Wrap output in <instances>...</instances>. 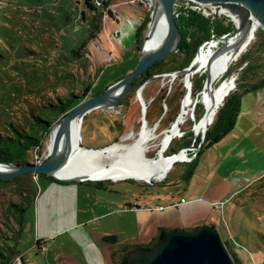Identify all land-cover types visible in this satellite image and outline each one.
<instances>
[{"label":"rangeland","instance_id":"obj_1","mask_svg":"<svg viewBox=\"0 0 264 264\" xmlns=\"http://www.w3.org/2000/svg\"><path fill=\"white\" fill-rule=\"evenodd\" d=\"M101 2L99 5L96 0H0V136H10L12 128L27 129L33 115L49 102L71 98V94L84 99L100 93L135 67L149 29L152 5L149 0ZM179 5L186 8L184 4ZM207 18L221 19L235 28L226 15ZM139 19L148 22L137 43L134 29ZM116 31L121 33L120 37L114 35ZM263 31L260 26L256 29L251 41L214 83V91L230 79L233 87L229 93L243 83L264 76V70L261 73L260 69L251 70L242 57L252 42H259ZM91 34L95 36L93 39ZM196 53L197 49L187 56L176 52L168 56L160 67L167 72L149 78L140 93L145 109L136 95V88L141 84L137 82L135 89L111 107L86 113L79 128L80 145L85 149H100L120 142L129 144L145 118L149 126L157 125L156 138L148 152V157H154L163 132L182 112L183 99L189 92L180 131L166 150V154H171L187 148L186 160L176 162L160 180L122 178L112 182L118 179L101 178L97 181L107 180L117 198L122 196L118 192L124 193L128 200L139 205L142 202L153 206L159 202L183 203L193 198L208 200L211 210L199 218L205 217L204 223L213 224L219 231L234 263L264 264V148L251 142L235 125L221 137L220 156L211 152L216 142L199 147L202 131L196 133L194 125L205 110L201 91L206 74L194 75L191 85H187L185 73H177L191 63ZM256 56L261 57L262 53ZM40 113L50 116L49 109H42ZM58 119L52 120L53 123ZM190 138V146L182 148ZM50 143L46 133L41 147L29 153L28 161H42ZM99 162L106 164L107 160L103 158ZM1 180L0 242H12L11 237L17 231L12 205L19 202L26 205L46 178L24 173ZM32 212V205L23 211V231L16 239V248L24 254L25 264H49L44 252L32 244ZM64 250L65 255L68 252L78 257V250L70 241Z\"/></svg>","mask_w":264,"mask_h":264},{"label":"crops","instance_id":"obj_2","mask_svg":"<svg viewBox=\"0 0 264 264\" xmlns=\"http://www.w3.org/2000/svg\"><path fill=\"white\" fill-rule=\"evenodd\" d=\"M139 20L138 26L143 21ZM114 35L120 37L121 33L116 31ZM235 126L251 142L264 148V87L242 95ZM220 140L211 151L218 156L221 155ZM38 175L46 180H41L40 188L28 204L32 205L33 211L32 244L38 250L40 246L44 247L40 251L44 252V259L49 264H116L118 252L134 244L150 243L161 227L200 225L205 217H199L211 210L208 200L196 198L183 203L159 202L153 206V203L142 202L139 205L128 200L124 193L118 192L122 196L117 198L107 180L62 181L50 175ZM116 181L122 180L112 182ZM96 222L100 223L92 226ZM23 223L22 212L18 233L23 231ZM68 241L76 246L78 257L68 252L64 254Z\"/></svg>","mask_w":264,"mask_h":264},{"label":"water","instance_id":"obj_3","mask_svg":"<svg viewBox=\"0 0 264 264\" xmlns=\"http://www.w3.org/2000/svg\"><path fill=\"white\" fill-rule=\"evenodd\" d=\"M208 4L214 8V17L219 15V8H225L237 17V25L230 32L215 36L212 34L208 40L202 42L197 48V53L203 44L209 40H224L230 36H235L243 32L245 35L251 33L249 41L254 37L252 26L254 21L264 30V0H194ZM160 14L165 19L169 35L160 42L154 49L145 51V42L150 38L154 31L153 10L150 15L149 29L141 48L138 61L135 67L109 84L103 91L95 95H90L82 99L75 107L55 121L49 130V138H52V148L48 150L47 156L38 163L17 164L13 162L0 161V169H7L8 174L1 172L0 179L7 180L14 178L19 174L32 173L50 175L62 181H83V179L99 180L101 178H61L55 172L61 165L62 155V133L67 121H73L77 118L81 121L84 115L92 110L104 109V104L113 99L118 101L133 89V84L137 78H140L150 66L156 61L175 52L180 44L182 34L176 22L174 7L176 3H185L186 0H157ZM248 44V43H247ZM224 43L221 44L223 46ZM247 46V45H246ZM244 46V48L246 47ZM242 48V49H244ZM241 49V50H242ZM196 53V55H197ZM195 58V57H194ZM191 63L177 71L185 73L193 65ZM149 79L144 80L137 88L136 95L139 97L143 87ZM185 80V76H184ZM189 83V82H188ZM115 102V103H116ZM143 109L146 103L142 101ZM208 128V126H207ZM206 129L202 130V143ZM81 139L79 141V144ZM80 148H83L79 145ZM108 146L100 149L87 148L86 150H105ZM187 150V148H184ZM111 179V178H107ZM134 179V178H133ZM116 264H235L231 252L219 231L211 224L203 223L188 228L161 227L153 240L147 244H134L127 249L118 252L115 255Z\"/></svg>","mask_w":264,"mask_h":264},{"label":"bare ground","instance_id":"obj_4","mask_svg":"<svg viewBox=\"0 0 264 264\" xmlns=\"http://www.w3.org/2000/svg\"><path fill=\"white\" fill-rule=\"evenodd\" d=\"M149 2L152 5V13L154 15V31L145 42L146 52L154 49L169 35L167 23L160 14L157 0H149ZM218 10L232 17L237 23L235 14L230 13L225 8H219ZM257 28L258 24L254 21L252 26L254 34ZM250 35L251 33L245 35L241 32L224 40H211L203 44L192 62L193 66L185 71L184 76L187 85L189 83L191 85V79L194 75L198 73L206 74L201 91V99L205 110L200 119L195 122L194 130L196 133H200L207 128L217 108L232 89L233 79L224 82L218 91H214L213 86L224 75L230 63L243 50L242 48L247 45ZM220 42L224 43V45L221 46ZM139 100L144 101L141 94H139ZM189 100L190 94L188 92L183 99L182 112L171 123L170 127L163 132L156 150L157 154L154 157H148V152L150 143L156 138L157 125L149 126L145 118L142 120L138 134L131 143H115L105 148V150L97 151L79 147L80 119L77 118L71 122L67 121L62 133L63 160L55 174L61 178H134L145 181L164 178L176 162L184 161L188 157V151L185 149H180L171 154H166V150L180 131ZM115 102L111 99L104 106L105 108L111 107ZM51 148L52 138L51 143L48 145V150ZM103 158L107 160L106 164L99 162ZM1 172L9 173L4 168L0 169Z\"/></svg>","mask_w":264,"mask_h":264},{"label":"trees","instance_id":"obj_5","mask_svg":"<svg viewBox=\"0 0 264 264\" xmlns=\"http://www.w3.org/2000/svg\"><path fill=\"white\" fill-rule=\"evenodd\" d=\"M174 11L177 25L182 34L180 44L175 51L176 53L187 56L192 51H195L203 41L208 40L212 34L220 36L233 30L230 23L225 24L221 19H209L199 12L184 8L182 5H175ZM147 22L148 20H144L136 29L135 37L137 43H139L142 37ZM93 35L94 34H91L90 37H93ZM259 39V42H252L250 48L242 57L244 61L249 64L251 70L255 71L256 69H260L258 72L261 73V71L264 70V31ZM137 48L138 50L140 49L139 44H137ZM258 52L262 53L261 57L256 56ZM168 56L156 61L140 78H137L133 84V89L137 87V82L142 83L153 75L167 72V69H161L160 67L167 62ZM261 87H264V76L257 78L253 82L243 83L241 87H237L235 91L229 93L223 104L218 107L215 119L205 133L201 148L204 144L210 145L217 142L223 135L232 130L240 110L242 95L248 91L256 90ZM71 96V98H59L54 103L49 102L48 105H45L42 109H49L50 116H43L40 113L41 109L33 115V121L29 124L27 129L12 128V134L10 136H0V161L17 164L30 163L27 158L29 153L41 147L42 139L46 133H49L53 123L52 120L58 119L62 114L71 110L82 100L76 94H71ZM76 98H78L77 101L75 100ZM191 142L192 139L190 138L183 144L184 146H182V148L190 146ZM33 195H35L34 192ZM29 203L30 201H27L25 203L26 205L20 202L12 205L13 217L17 225L21 221L22 212ZM18 232L19 230L17 229L16 233L14 232V236L12 235V242H0V264H8L16 256V239L19 237Z\"/></svg>","mask_w":264,"mask_h":264},{"label":"built area","instance_id":"obj_6","mask_svg":"<svg viewBox=\"0 0 264 264\" xmlns=\"http://www.w3.org/2000/svg\"><path fill=\"white\" fill-rule=\"evenodd\" d=\"M96 2L99 5L102 3L101 0H96ZM177 4L178 5L184 4L186 6V8H189V9H192L196 12H199L205 17H209V15H214V8L208 4H205V3L196 2L194 0H186L185 3H176L175 5H177ZM222 14L225 15V13L219 12V15H222ZM229 18H231V22L233 23V25L236 26L237 25L236 21L232 17H229ZM201 144L199 143V147H201ZM195 148L198 149L197 147H193L192 149H195ZM36 161L40 162L38 159ZM160 208H162V206ZM43 249H44V247L40 246V250H43ZM9 264H24L23 254L22 253L16 254V256L12 259V261Z\"/></svg>","mask_w":264,"mask_h":264}]
</instances>
